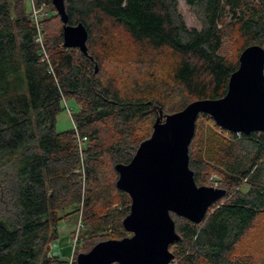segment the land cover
Wrapping results in <instances>:
<instances>
[{
  "label": "trees",
  "instance_id": "trees-1",
  "mask_svg": "<svg viewBox=\"0 0 264 264\" xmlns=\"http://www.w3.org/2000/svg\"><path fill=\"white\" fill-rule=\"evenodd\" d=\"M183 1L200 30L186 26L178 0H64L68 24L80 23L88 33L87 56L63 47L62 30L50 46L44 32L47 62L23 0H0V264H68L48 255L47 246L81 203L95 232L111 229L108 240L129 237L121 223L131 200L116 188L114 167L127 165L150 136H139L142 125L152 130L159 111L166 116L197 100L221 99L240 53L252 45L264 49V0ZM108 27L136 46L129 64L137 72L126 66L104 71L120 49L102 37L93 49L92 28L104 37ZM231 33L243 41L234 58L223 50ZM64 99L73 100L72 121L88 139L81 155L74 130L55 131ZM201 121L213 127L205 139L207 159L194 154ZM214 123L198 116L188 166L198 187L205 175L218 173L225 195L200 224L171 213L179 240L169 250L175 264H256L247 234L264 217V133L237 135ZM106 170L114 180L104 177Z\"/></svg>",
  "mask_w": 264,
  "mask_h": 264
},
{
  "label": "water",
  "instance_id": "water-1",
  "mask_svg": "<svg viewBox=\"0 0 264 264\" xmlns=\"http://www.w3.org/2000/svg\"><path fill=\"white\" fill-rule=\"evenodd\" d=\"M62 24V45L87 56L88 33L71 26L64 0H51ZM200 114L232 134L264 133V49L245 48L231 74L227 92L218 100H197L183 110L163 116L159 111L149 138L142 141L127 165H115L116 188L131 202L122 221L130 234L121 240L97 243L76 256V264H170L169 247L179 240L170 214L200 224L225 191L198 187L189 169L188 148Z\"/></svg>",
  "mask_w": 264,
  "mask_h": 264
},
{
  "label": "rangeland",
  "instance_id": "rangeland-1",
  "mask_svg": "<svg viewBox=\"0 0 264 264\" xmlns=\"http://www.w3.org/2000/svg\"><path fill=\"white\" fill-rule=\"evenodd\" d=\"M178 12L182 16L186 26L188 28H195L197 30H200L201 24L197 20L196 15L191 11V9L185 4L183 0H178ZM38 9V15L40 16L41 22H43L44 32L47 36L48 40V46L54 42L55 38L58 37L59 33L62 30V24L59 18L55 15V12L50 4L46 2V0H40L36 1ZM23 3L26 4V10L27 14L30 12V1L29 0H23ZM35 4V2H34ZM103 31L97 30V28H92V47L95 50H98L100 47L101 37L102 40H105L106 42H110L112 45L116 46L120 49V53L118 54V57L111 61H106L104 64V71L106 72H112L115 70V68L124 69V66L127 67V72L135 73L137 71L133 70V67H131V64H134V60L132 58L135 57V49L136 46L128 43L131 42L127 37L121 32V30L114 29L113 27H108L105 31V35L103 37ZM228 39L225 40L226 44L224 46V52L225 55L228 57H235L238 49L242 45V40L239 39L234 33H231L228 35ZM104 38V39H103ZM45 41V38H44ZM46 47V44L44 42V48ZM45 58L47 61H49L48 53L45 48ZM119 61L120 64L117 63ZM122 62V63H121ZM126 62V63H125ZM158 62V61H157ZM162 62L165 64L168 63V61L165 60V58L162 59ZM160 65V61L158 62ZM165 64H161L160 68L165 66ZM138 68V67H137ZM140 69V68H139ZM138 69V70H139ZM144 69V68H143ZM62 102V101H61ZM66 102V105L68 108L72 109L71 114H75L76 112V106L71 99H64V102H62V111L58 113L56 116V122H55V131L57 133H62L66 131L73 130V122L70 116H68V112L64 107V104ZM163 115V113H162ZM199 129H198V135H197V142L194 145V154L195 157H202L204 159H207L206 157V151H207V145H206V138L209 136L208 134L211 132L210 130L213 129L212 124L207 121H201L199 122ZM149 124L142 125L141 130L139 132V136L142 135H151L152 130L149 128ZM152 129V128H151ZM219 132V131H217ZM150 137V136H149ZM148 137V138H149ZM88 143V141H87ZM85 144L84 148H86ZM89 168V167H88ZM83 169L85 172L81 171L82 175V188L85 195L86 189L88 187L87 184V165L84 162L83 163ZM106 178L114 180L113 175L110 173V171L106 170L104 171ZM222 177L216 173L211 172L209 175H205V186L206 187H213V188H226L224 184V180L221 179ZM104 184H102L101 189L99 191H102V194L108 195V191H104ZM247 187L242 186L240 189L245 191ZM111 196H115L114 194H111ZM102 202L98 203V206ZM71 211V210H69ZM69 211H65L66 213ZM65 212L60 213V215L63 216ZM103 212V211H102ZM84 213V206L81 203L78 206V212L71 213L70 216H65V219L59 222L57 231H58V238L54 239L50 244L47 246V254L50 252L51 257H57L60 260L63 261H69L70 256L72 255L73 251V245L75 244V253H87L89 252L93 246L97 244L99 241H106L109 239L110 235H112L113 231L111 229H104L102 231H94L91 226L90 222L84 219L83 216ZM113 237V236H111ZM110 237V238H111ZM247 243L250 244V251L248 254H250L253 258V262L256 264H264V217L259 220L257 227L253 228L250 232L247 234Z\"/></svg>",
  "mask_w": 264,
  "mask_h": 264
},
{
  "label": "built area",
  "instance_id": "built-area-1",
  "mask_svg": "<svg viewBox=\"0 0 264 264\" xmlns=\"http://www.w3.org/2000/svg\"><path fill=\"white\" fill-rule=\"evenodd\" d=\"M30 1V12H29V18L30 20L33 22L34 28H35V42L38 44L40 50H41V54L42 56H45V48H44V31H43V27L41 25V20H40V16L38 15V9L37 7H35L34 4V0H29ZM43 56V59L45 61H47V59ZM48 62V61H47ZM64 102V100L62 101ZM65 109L68 112V116H70V118L72 119V109L68 108V106L66 105V102L64 104ZM73 122V121H72ZM73 130H74V138H75V142H76V146L78 149L79 154L81 155L84 149L85 144L87 143L88 139L87 137L81 136L79 135L76 126L73 123ZM237 135H239V133H237ZM74 249H75V244L73 245V251H72V255L69 258L68 264H73V260H74ZM48 255H50V252L48 253ZM170 264H175L174 260L170 263Z\"/></svg>",
  "mask_w": 264,
  "mask_h": 264
}]
</instances>
